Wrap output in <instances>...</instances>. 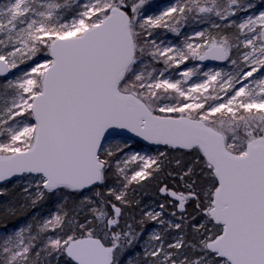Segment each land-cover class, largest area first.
<instances>
[{"label":"snow or ice","instance_id":"snow-or-ice-1","mask_svg":"<svg viewBox=\"0 0 264 264\" xmlns=\"http://www.w3.org/2000/svg\"><path fill=\"white\" fill-rule=\"evenodd\" d=\"M262 9L0 3V264H264Z\"/></svg>","mask_w":264,"mask_h":264},{"label":"rangeland","instance_id":"rangeland-1","mask_svg":"<svg viewBox=\"0 0 264 264\" xmlns=\"http://www.w3.org/2000/svg\"><path fill=\"white\" fill-rule=\"evenodd\" d=\"M4 2H6V0H0V3H4ZM151 2L154 3V4H156V5H158L160 8H163V7H166V6L169 4L170 0H151ZM262 2H264V0H254V3L257 5V7H259L260 4H261ZM262 10H264V9H262ZM207 64H208V63H207ZM215 64H217V63L209 64V66H213V65H215ZM147 196H148V195H145V196L142 198V200H146V199H148ZM155 198H156V199H160V197H159L158 195H156ZM44 207H45V208H39V207H38V209L35 210L36 213H37V214H44V213H47V212H49V211H51V210L53 209L54 204H52V205H50V204H46ZM26 210H27V209H26ZM29 210H31V209H29ZM30 212H31L30 214L33 215V210H31ZM29 220H30V219H29ZM0 230H2V228H0Z\"/></svg>","mask_w":264,"mask_h":264},{"label":"trees","instance_id":"trees-1","mask_svg":"<svg viewBox=\"0 0 264 264\" xmlns=\"http://www.w3.org/2000/svg\"><path fill=\"white\" fill-rule=\"evenodd\" d=\"M170 171H171V169H170ZM170 184L171 183H176V184H179V181L178 180H176V181H171V180H169L168 181ZM145 193H146V195H148L147 196V198L149 197V196H156V190H155V187H153V186H148L146 189H145ZM138 196L140 195L139 193L137 194ZM145 196V195H144ZM144 196H141L140 198H141V200H142V198L144 197ZM54 201H55V198H52V202L50 203V202H48V201H45L44 203H42L41 205H38L37 206V209H38V207L39 208H45L44 206L46 205V204H50V205H52V204H54ZM31 210H29V209H24V216L22 217V219L24 218V217H26L27 219H31L32 218V215L30 214L31 212H30ZM13 219L14 218H9L7 221H5V220H3V219H0V228H3V225L5 224V223H11L12 221H13Z\"/></svg>","mask_w":264,"mask_h":264},{"label":"water","instance_id":"water-1","mask_svg":"<svg viewBox=\"0 0 264 264\" xmlns=\"http://www.w3.org/2000/svg\"><path fill=\"white\" fill-rule=\"evenodd\" d=\"M205 63H208V64H213V63H219V62H205Z\"/></svg>","mask_w":264,"mask_h":264}]
</instances>
